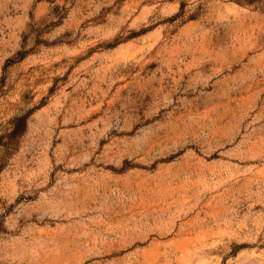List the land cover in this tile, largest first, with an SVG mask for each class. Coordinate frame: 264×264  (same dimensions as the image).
Here are the masks:
<instances>
[{
	"label": "rangeland",
	"instance_id": "rangeland-1",
	"mask_svg": "<svg viewBox=\"0 0 264 264\" xmlns=\"http://www.w3.org/2000/svg\"><path fill=\"white\" fill-rule=\"evenodd\" d=\"M0 264H264V0H0Z\"/></svg>",
	"mask_w": 264,
	"mask_h": 264
},
{
	"label": "trees",
	"instance_id": "trees-1",
	"mask_svg": "<svg viewBox=\"0 0 264 264\" xmlns=\"http://www.w3.org/2000/svg\"><path fill=\"white\" fill-rule=\"evenodd\" d=\"M20 120H21V121L23 122V124H24V122H25V117H21Z\"/></svg>",
	"mask_w": 264,
	"mask_h": 264
}]
</instances>
